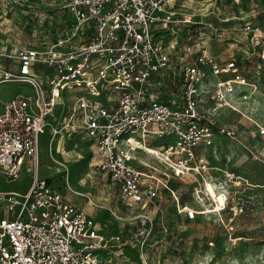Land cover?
<instances>
[{
  "label": "built area",
  "instance_id": "2783aa9c",
  "mask_svg": "<svg viewBox=\"0 0 264 264\" xmlns=\"http://www.w3.org/2000/svg\"><path fill=\"white\" fill-rule=\"evenodd\" d=\"M245 1L59 0L65 21L51 39L0 49L10 61L0 62V82L17 85L0 110V173L33 171L28 188L0 193V264H118L113 249L157 236L148 208L162 187L174 190L138 151L152 146L183 177L209 169L201 151L217 135L240 141L217 111L255 87L235 52L257 58L264 72V0ZM215 39L229 40V51L213 48ZM45 135L55 150L67 138L86 139L119 199L140 209L137 226L108 236L42 176ZM164 136L172 140L153 142ZM176 206L197 213L179 199Z\"/></svg>",
  "mask_w": 264,
  "mask_h": 264
},
{
  "label": "rangeland",
  "instance_id": "374dc122",
  "mask_svg": "<svg viewBox=\"0 0 264 264\" xmlns=\"http://www.w3.org/2000/svg\"><path fill=\"white\" fill-rule=\"evenodd\" d=\"M58 1L0 0V49H6V44L14 48L24 39H51L53 30L65 21ZM227 42L215 39L212 46L229 51ZM234 56L239 70L255 87L248 88L247 98H237L233 108L219 109L217 116L219 123L238 130L240 141L217 135L214 145L201 151L209 169L202 175L191 171L183 177H177L149 153L154 149L138 151L174 192L162 187L155 204L148 208L157 236L143 247L125 246L123 254L120 248L113 249L111 255L120 264H264V134L259 132L264 127V72L257 58H246L239 52ZM6 86L17 87L12 83ZM0 88L6 95L1 82ZM4 95L0 94V101ZM171 140L164 136L153 142ZM97 161L86 139L67 138L65 143L60 142L59 150L51 147L47 135L42 139L40 174L51 179L73 202L81 203L108 236L128 231L137 226L140 209L119 199L107 174L93 165ZM138 165L144 170L142 164ZM32 173L26 168L15 179L0 173V193L25 190ZM177 199L181 205L197 210L195 217L177 212Z\"/></svg>",
  "mask_w": 264,
  "mask_h": 264
},
{
  "label": "crops",
  "instance_id": "0c3cea01",
  "mask_svg": "<svg viewBox=\"0 0 264 264\" xmlns=\"http://www.w3.org/2000/svg\"><path fill=\"white\" fill-rule=\"evenodd\" d=\"M249 1L250 0H247V1H245V3L246 4H248L249 3ZM261 1V0H260ZM1 46V45H0ZM10 48H12L11 46H7V44H6V49L8 50V49H10ZM5 49V48H4ZM0 62H2V63H4V64H8L10 61L8 60V59H4V60H0ZM1 83H3V85H4V87L6 88V91H7V94L6 95H4V91L3 90H1V88H0V94H2V95H4V97H3V99H2V101H0V110L2 109V107H3V103H4V101H6L8 98H10L16 91H17V87H15V88H10L9 86H6V84H11V82H1ZM12 84H14V83H12ZM23 191V190H22ZM126 247H124V249H125ZM124 249H122V250H120V252H121V254H123V250ZM116 260H117V258H116ZM117 262H118V260H117ZM118 264H120V262H118Z\"/></svg>",
  "mask_w": 264,
  "mask_h": 264
},
{
  "label": "bare ground",
  "instance_id": "6f19581e",
  "mask_svg": "<svg viewBox=\"0 0 264 264\" xmlns=\"http://www.w3.org/2000/svg\"><path fill=\"white\" fill-rule=\"evenodd\" d=\"M149 149H154L153 147H151V146H147ZM155 150V149H154Z\"/></svg>",
  "mask_w": 264,
  "mask_h": 264
}]
</instances>
